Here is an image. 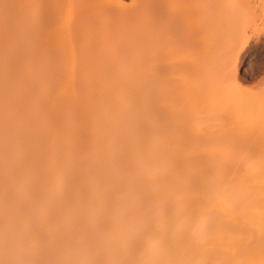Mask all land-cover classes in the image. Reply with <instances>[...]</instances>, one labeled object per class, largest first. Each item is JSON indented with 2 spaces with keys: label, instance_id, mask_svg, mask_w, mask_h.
Returning a JSON list of instances; mask_svg holds the SVG:
<instances>
[{
  "label": "bare ground",
  "instance_id": "1",
  "mask_svg": "<svg viewBox=\"0 0 264 264\" xmlns=\"http://www.w3.org/2000/svg\"><path fill=\"white\" fill-rule=\"evenodd\" d=\"M110 1L0 0V264H264V32L188 68Z\"/></svg>",
  "mask_w": 264,
  "mask_h": 264
},
{
  "label": "rangeland",
  "instance_id": "2",
  "mask_svg": "<svg viewBox=\"0 0 264 264\" xmlns=\"http://www.w3.org/2000/svg\"><path fill=\"white\" fill-rule=\"evenodd\" d=\"M260 2L262 3L261 0H245L241 5L236 0H165L163 9L158 10V28H166L184 37L186 44L175 45L167 41L165 44L173 49L174 55L187 48L191 50L188 68H192L207 59L205 48L213 47L212 43L217 44L213 48H218L226 45L224 42L240 39L234 45L238 47L246 36L263 33L264 13L261 9L264 6L260 9ZM246 6L249 9L245 10ZM149 8L146 1L142 0H111L109 4L110 12L115 13L132 11L138 14L147 12ZM172 23L174 30H171ZM140 30L138 28L134 31L137 34ZM143 39L158 41L159 35L151 31L143 35ZM239 74L246 79L245 85L250 88L264 86V37L261 42L250 46L239 66Z\"/></svg>",
  "mask_w": 264,
  "mask_h": 264
}]
</instances>
